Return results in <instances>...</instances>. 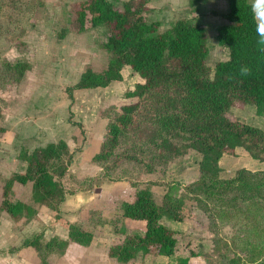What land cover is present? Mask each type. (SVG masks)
<instances>
[{"label": "trees", "instance_id": "1", "mask_svg": "<svg viewBox=\"0 0 264 264\" xmlns=\"http://www.w3.org/2000/svg\"><path fill=\"white\" fill-rule=\"evenodd\" d=\"M147 1L125 0L120 8L107 0L71 5L72 18L62 33L103 26L107 35L100 46L111 56L104 69L84 70L66 89L69 98L73 90L102 88L120 80L124 68L137 76V82L124 99L100 112L106 123L99 149L91 158L99 169L96 175L82 178L74 189L66 185L73 152L63 140L22 151L19 156L26 163L25 170L13 173L1 186L0 213L13 220L31 219L39 208H48L57 220L66 195L90 190L102 177L125 179L134 188V196L120 204L118 220L139 221L142 232L123 233L122 240L108 248V256L118 263L150 254L175 255L177 232L160 220L187 219L186 201H191L211 226L230 225L236 249L231 256L219 255L225 264H264V170L237 169L223 177L218 166L220 157L233 155L236 148L264 162V129L229 114L232 106L250 104L257 115L264 116V52L257 47L250 3L227 0L229 10L223 15L227 23L216 29L215 39L228 56L210 70L204 27L182 18L159 31L158 22L145 18ZM195 1L190 0L191 6ZM38 4L37 0H0V39L18 26L30 27V10ZM11 6L17 10L15 15ZM242 65L251 68L248 76L240 75ZM26 70L25 62L0 61V87L18 82ZM193 154L199 159L198 175L192 182L183 186L164 183L161 197L143 187L155 176L162 183L170 163ZM15 185L28 189L27 199L16 197ZM90 215L101 222L97 211ZM62 225L67 239L53 237L45 243L25 239L22 247L34 249L39 264H49L47 257L62 254L69 242L91 243V231L64 220ZM198 254L188 250L166 264H191L189 258Z\"/></svg>", "mask_w": 264, "mask_h": 264}, {"label": "rangeland", "instance_id": "2", "mask_svg": "<svg viewBox=\"0 0 264 264\" xmlns=\"http://www.w3.org/2000/svg\"><path fill=\"white\" fill-rule=\"evenodd\" d=\"M37 1L39 4L36 7H34L35 2L32 3L34 6L30 10L31 15L28 18V22L31 23V26H18L13 33H10L5 37L1 36L0 39V61L5 60L10 64H16L17 62H25L27 64V62H29L28 64L31 66L28 70L29 65L27 64V70L18 82L9 84L4 88L0 87V137L2 138L4 134L1 121L3 119V111L7 104V99L5 98L6 94H16L17 89L21 84V89L26 97L29 95L32 99H36L40 96L43 97V101L46 100V97H50L52 113H54L53 115H55L58 121L67 120L71 125L67 132H57L59 138H57L56 141H65L69 150L73 152V161L68 167L70 177L65 183L69 188L74 189L79 180L84 177H93L99 172V169L91 161V158L95 153L91 155L93 151L86 149L88 127L83 122L84 119L79 115V112L82 114L87 110V100H90L92 96H82L81 91L73 90L72 99H70L66 89L78 80L80 70L84 69L83 67L89 65L84 70H93L94 67V69L97 70L93 71H100L105 68L111 55L107 51H103V56H105L106 59L108 58L105 65L103 66L102 64L95 66L92 59L96 56L93 55V53L99 52L93 49L97 47L98 43L100 45V42L104 40L105 34L100 35L97 38V44L94 43V45L92 41L94 37L90 38L87 37V35L82 36L87 30L83 31L84 33L70 30L66 33H62L61 30L67 28L72 17L63 22L62 20L57 19V16L59 17V8L56 6H50L53 2L52 0ZM18 5L20 6L21 4L17 3V6ZM47 7L49 9H46ZM10 8L11 12L15 15L17 12L15 6H11ZM60 17L62 19L63 16L60 14ZM52 35L54 38H52ZM58 37L63 38L62 42H55ZM21 58H24L27 62L20 60ZM209 60V69L213 70L212 63L214 59L210 58ZM130 74L131 75H129L128 78L126 77V81L122 83L121 88H132L137 82V78H131L133 74L131 71ZM36 78L38 79V82L34 85ZM125 93L126 92L124 91H122L121 94L118 93V96L120 94L119 98L124 99ZM108 106L104 108H107ZM104 108H100L99 112ZM101 118L105 119L103 117ZM187 158L191 160L194 159L193 156ZM182 159L186 158H177L169 164L162 183L160 182L161 179L159 180V176H155L151 178L149 184H144L143 187L145 186L152 189V192L156 197H161L163 193H161V191L158 192V187H163L164 192L166 187H164V183L165 185L170 182L181 184L174 179H170V177L166 181V175L173 170L175 162ZM3 183H0V188ZM101 184H107L109 186L106 190H102L104 194L107 193L108 195L106 196L107 201L98 204V206H95L94 208H81L78 211V214L75 215L77 217V223H72L80 225L84 230L93 233L91 243L88 246H81L69 242L67 248L62 254H50L47 257L49 264H55L56 261L58 262L59 258H65L66 255L68 257L78 258V264H121L108 256V248L111 245L120 242L123 238L124 234L121 230L126 221H123V219L118 220L120 204L123 201H128L133 198L134 188L131 187L129 182L125 179L111 181L102 177L92 189L84 190V192H100ZM183 184L184 183L181 185L183 186ZM123 186L124 188H122ZM15 188L17 198L21 197L24 198V200L28 198L29 191L26 187L15 185ZM82 191L83 190L78 189L68 195ZM186 204L189 209L188 218L183 221H176L183 223V227L181 230L175 231L177 232L179 240L175 256L179 257L181 254H187L188 250H192L193 252H199V254L189 258L191 264H225V259L219 258V255L231 256L235 253L236 249L235 244L230 240V225L216 224V226H211L206 215L192 204L191 201H186ZM90 211H97L101 222L90 215ZM103 211H105L107 215H104ZM0 217H3L4 219L7 218L10 222L7 246L4 248V251H6L4 253H7L8 255H12L19 249L23 248L22 244L25 239L37 238L41 243H45L53 237L61 238L60 236L55 235L54 230L56 225L67 230L62 225V221L67 220L63 217L61 209L60 218L57 220H54V211L48 208H39L37 213L31 219L19 218L13 220L4 213H0ZM103 220L107 222H102ZM114 220L117 221L113 224L112 221ZM229 221L230 223L233 222L231 219H229ZM128 232L132 234L133 231L128 229ZM135 233L137 234L141 232H133V234ZM108 234H111V239L107 237ZM65 239H67V237ZM73 244L86 247L87 249L84 250L81 247L72 246ZM33 256L38 259L35 250ZM155 258L157 257L150 255L145 257L138 256L130 264H163L162 259L159 262L155 260Z\"/></svg>", "mask_w": 264, "mask_h": 264}, {"label": "crops", "instance_id": "3", "mask_svg": "<svg viewBox=\"0 0 264 264\" xmlns=\"http://www.w3.org/2000/svg\"><path fill=\"white\" fill-rule=\"evenodd\" d=\"M52 1L53 2L50 4V6H56L59 8V17L57 16V19H60L64 22L71 17V5L81 0ZM107 1L113 4L115 7L120 8L125 0ZM247 1L251 4V0ZM46 9L49 8L47 7ZM145 9V18L148 21L158 22L159 31L169 28V26L174 21L182 18L190 19L193 23L202 25L205 29L206 43L208 47V55L206 58L207 65L208 61H210V58L214 59L212 63L213 65L215 62L227 58V49L225 47L219 46L215 39L216 29L227 23L223 16L229 10L227 0H196L194 6H191L190 0H148L145 5ZM60 14L63 16L62 19ZM192 16L194 17L192 18ZM102 34H105L104 37H106L107 29L103 26H99L87 30L85 34H82V36L87 35V37L90 38L94 37L92 40L93 44H97V38ZM77 36L80 37L79 35ZM52 38H54L53 35ZM62 40V37H58L56 38L55 42H62ZM93 50L99 52L93 53V55L96 56L92 59L94 61V65L98 66L103 64L104 66L108 59L103 56V51L105 50L99 45V43ZM20 60L26 61L24 58H21ZM28 63L29 62H27V64ZM88 66L89 65H86L83 68L85 69ZM30 67L31 66L29 65L28 70ZM84 69L80 70V74ZM93 70L97 69H94L93 67ZM129 75H131L129 68H124L121 71V79L111 82L106 87L79 90L82 92V96H92L90 100H87V110L82 114L79 112V115H81V117L84 119L83 122L88 127V140L86 149L93 151L91 155L98 151L102 141V134L104 132L105 119L100 117L99 109L111 104H115L121 100L119 96L122 91L126 92L131 88H121L122 83L126 81L125 79L126 77L128 78ZM131 78L136 79L137 76L132 74ZM37 82L38 79L36 78L34 85H36ZM21 87L22 85L20 84L16 94L10 95L8 93L5 96L7 99V104L5 110L3 111V119L1 121L4 134L2 138L0 137V183H3L4 180L8 179L13 173H20L25 170L26 163L19 156L21 151H30L34 148L44 147L50 142H55L56 139L59 138L57 136V132H67L71 126L67 120L58 121L55 115H53L54 113H52L50 97H46L45 101H43V97L40 96L36 99L34 98V100L29 95L27 97L24 96ZM118 93H120L119 96ZM232 107L229 109V113L233 115V118L251 126L264 129V116L257 115L253 105L245 104L242 106ZM192 156L194 158L193 160L188 159L187 157H185L186 159L177 160V162L174 164L173 170L166 175V181L169 179V177L170 179H174L181 184L189 183L195 180L198 175L199 158L195 154ZM218 166L221 170V176L223 177L230 176L237 169H246L249 171L264 170V162L252 159L242 148H236L233 155L223 154L218 161ZM107 187H109L107 184H101L100 192L98 191L96 193H90L82 191L76 192L72 195H66L64 201L60 205L63 217L68 221V223L72 224L77 221V217L75 215L78 214V211L81 208H94L95 206H98V204H102L103 202L105 203L107 201L106 196L108 195L106 192V194H104L102 190H106ZM122 188H124V186ZM150 190L153 191L152 189ZM159 191L164 193L163 187H158V192ZM103 212L104 215H107L105 211ZM6 219L7 218L4 219L3 217H0V264H38V259L34 258V250L31 247H23L12 255L4 253L6 252L4 251V248L7 246L8 230L10 229L9 219ZM160 223L174 231L181 230L183 227V223L172 221L166 218H162ZM124 224L125 225H123L121 231L125 234H130L128 229L133 232H142V224L140 222L126 221ZM54 231L55 235H58L63 239L67 237V230L63 229L59 225L55 226ZM107 237L109 239L112 238L111 234H108ZM72 246L81 247L75 244ZM81 248L84 250L87 249L86 247ZM150 256L157 257L155 260L159 262L162 259L163 264L168 262L174 263L177 259L175 255L164 257L150 254ZM135 259L121 264H130ZM56 262L55 264H78V258L68 257L66 255L65 258H59L58 262Z\"/></svg>", "mask_w": 264, "mask_h": 264}, {"label": "clouds", "instance_id": "4", "mask_svg": "<svg viewBox=\"0 0 264 264\" xmlns=\"http://www.w3.org/2000/svg\"><path fill=\"white\" fill-rule=\"evenodd\" d=\"M250 8L255 22L257 47L259 51L264 52V0H251ZM239 73L241 76H248L251 73V68L242 65Z\"/></svg>", "mask_w": 264, "mask_h": 264}]
</instances>
